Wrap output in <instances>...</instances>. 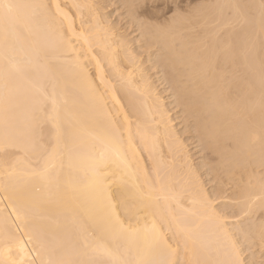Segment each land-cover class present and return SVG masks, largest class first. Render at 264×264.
Instances as JSON below:
<instances>
[{"label": "bare ground", "instance_id": "obj_1", "mask_svg": "<svg viewBox=\"0 0 264 264\" xmlns=\"http://www.w3.org/2000/svg\"><path fill=\"white\" fill-rule=\"evenodd\" d=\"M4 2L26 7L11 23L0 10V146L14 145L0 148V264L86 260L99 247L127 264L158 259L151 227L163 221L181 259H224L201 201L229 225L264 210V0H140L146 27L121 28L117 18L108 32L117 0ZM98 3L107 7L99 23L90 7ZM173 3L204 7L173 20ZM109 200L131 230L109 225ZM245 253L260 258L258 247Z\"/></svg>", "mask_w": 264, "mask_h": 264}, {"label": "snow or ice", "instance_id": "obj_2", "mask_svg": "<svg viewBox=\"0 0 264 264\" xmlns=\"http://www.w3.org/2000/svg\"><path fill=\"white\" fill-rule=\"evenodd\" d=\"M21 7H26L22 5H15L11 3H6L4 0H0V10L3 11V20L11 23L13 20V12ZM90 7L94 10L93 19L96 20L97 23L100 22V17L103 12H107V7L103 4H94L90 5ZM149 5L147 3H142L140 0H117L114 4L111 5L112 12L115 13L112 21L105 26V31H114L115 21L117 18L120 19L121 24L120 27L123 28L128 21H131L133 24V30H135L136 26H140L143 30L147 25V20L144 17V10L147 9ZM193 7H204V5L199 6H191L188 9H185L180 3H173L167 6V10L172 13V19L175 20L177 17L188 18L193 15ZM108 15H112V13H108ZM124 44V41L121 40V45ZM145 51L151 52L150 48H146ZM134 60V58H133ZM160 63L164 66L166 71H171L175 74L176 69L175 65L171 64V62L165 58L163 55L160 56ZM177 103L184 105L185 100L181 93H177ZM186 115H190L186 112ZM190 118H194L190 116ZM197 129H199L198 120L196 121ZM14 145L9 141H5V143L0 146L2 150L7 151L9 147ZM209 151H214L211 145H206ZM210 159L214 160L215 157H211ZM213 165H209L212 167ZM97 184L101 189V192L104 191V178L102 176L97 177ZM202 206L205 211L211 213L216 221L217 228L222 233L223 241L225 245L224 259L219 260L216 264H264V210H262L261 215L255 219H248L247 221L241 220L237 217V224L229 225L228 221L221 215L216 213L213 207V201L207 197H205L201 201ZM120 206L116 203H112L111 200L107 203V213H108V221L109 225L118 226L120 233L127 232L131 230V226L125 227L123 220L119 215ZM249 214H245L247 217ZM167 225L168 230L171 231L173 224L168 221H163L159 224L153 223L151 227V247H154L159 250L160 256L158 259H150L139 262V264H193L191 259H181L180 258V244L177 242L176 246L173 248L171 244L165 239L166 232L165 226ZM176 227V235H183V228L177 222L175 224ZM139 231V229H136ZM258 237V241H257ZM32 240V237L29 236V241ZM19 250L24 252L26 249L24 247V241L20 240L18 244ZM88 245L85 243V248ZM259 248L260 258L257 261L255 258L249 260L245 258V249L253 253V257H255L256 248ZM185 253L189 251L187 243L184 245ZM9 251L11 249L9 248ZM92 252L95 253V257L89 258L86 260L80 261H70V260H49L47 264H127V262L118 261L113 258V252L111 249L106 247L93 248ZM96 257H108L109 261H104L98 259ZM12 264H18L16 261H12ZM19 264H24L23 261H20ZM28 264H36L35 260L28 262ZM44 264V262H41Z\"/></svg>", "mask_w": 264, "mask_h": 264}, {"label": "rangeland", "instance_id": "obj_3", "mask_svg": "<svg viewBox=\"0 0 264 264\" xmlns=\"http://www.w3.org/2000/svg\"><path fill=\"white\" fill-rule=\"evenodd\" d=\"M111 11H112V10H110V12H111ZM112 15H114V14H112ZM112 18H113V17H112ZM130 37H131V36H130ZM144 57H145V56H144ZM145 65L147 66V64H144V67H146ZM159 69H160V68H157V69L153 70V72L156 73L155 71H157V74H159V75L162 76V74H161L162 71L160 70V71H161V73H160V72H159ZM150 72H151V75L149 74ZM153 72H152V70H150L149 73H148L149 76H153V75H154ZM157 74H155L153 77H151V80H153L154 82H155V80H154L153 78H155L156 76L159 77V75H157ZM157 77L155 78L156 80H157ZM156 85H157V84H156ZM161 87H162V88H161ZM159 88H160V89H159ZM166 88H167V86H166ZM166 88L163 89V86H159V87H157L158 91L161 92V93L164 92ZM163 90H164V91H163ZM166 91H167V92H164L163 96H162V95H161V96L163 97V100H164V103H165V104L167 103V105H168V104L171 102V103H170V107H168L169 105H168L167 107H168L169 110L171 109L170 116H171L172 118H176V116L178 115V114H176V113H177L179 110H176L177 112L175 111L176 108H174V105L172 104V98H171V95H170V91H169V89H167ZM165 93H167V94H169V95H167V94L165 95ZM165 96L168 97L169 99L165 98ZM165 99H167V101H166ZM168 100H169V101H168ZM170 100H171V101H170ZM177 109H178V108H177ZM172 111H174V112H172ZM174 114H176V116H175ZM178 116H179V115H178ZM177 122H178V123H177ZM176 124H177V125H176ZM178 124H180V120H179V119L176 120V121L174 120L173 125H174V127H176V128H175L176 131H177L178 133H181V132H183L182 124H180V125H178ZM175 125H176V126H175ZM177 126H178L179 128H178ZM180 126H181V127H180ZM179 129H180V130H179ZM181 130H182V131H181ZM185 136H186V137H185ZM188 136H189V135H186V134H185L184 136H182V139H185V138H187ZM185 140H187V139H185ZM186 144L189 145L190 142H187ZM188 148H190L189 150L193 149V150L191 151L192 154H194L195 151H197L196 148L194 149L193 146H191V145H189ZM193 152H194V153H193ZM195 157H196V158H195ZM194 158H195V159H194ZM194 158H193L194 162L197 163V162H198V159H197L198 156L195 155ZM195 160H196V161H195ZM202 179L204 180V178H202ZM205 183H206V182H205ZM205 183H204V185H205V187H206V186H207V183H206V184H205ZM209 187H210V184H209V186L206 187V189L209 188ZM245 255H246V253H245ZM247 256H248V254H247ZM247 256H245V257H247Z\"/></svg>", "mask_w": 264, "mask_h": 264}]
</instances>
